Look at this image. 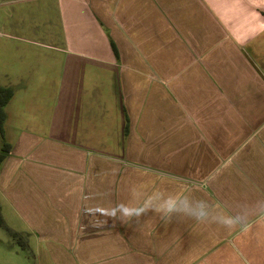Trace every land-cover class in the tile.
Listing matches in <instances>:
<instances>
[{
	"label": "crops",
	"instance_id": "crops-1",
	"mask_svg": "<svg viewBox=\"0 0 264 264\" xmlns=\"http://www.w3.org/2000/svg\"><path fill=\"white\" fill-rule=\"evenodd\" d=\"M65 2L86 87L16 114L0 86L34 264H264V0Z\"/></svg>",
	"mask_w": 264,
	"mask_h": 264
},
{
	"label": "rangeland",
	"instance_id": "rangeland-1",
	"mask_svg": "<svg viewBox=\"0 0 264 264\" xmlns=\"http://www.w3.org/2000/svg\"><path fill=\"white\" fill-rule=\"evenodd\" d=\"M60 1L65 2L0 0V86L13 90L12 110L16 114L21 111L24 99L69 98L76 90L75 80H69L72 76L82 83V88L86 87L84 74H76L69 67L75 64L71 63L74 47L65 34L77 32L85 40L87 31L83 25H72L69 14L61 13V5L66 11L68 4ZM80 62L77 65H84ZM60 79L66 80L59 82ZM3 124L0 122V153L5 149L9 132H13ZM14 127L19 126L14 123ZM0 219V264H34L31 242L1 198Z\"/></svg>",
	"mask_w": 264,
	"mask_h": 264
},
{
	"label": "trees",
	"instance_id": "trees-1",
	"mask_svg": "<svg viewBox=\"0 0 264 264\" xmlns=\"http://www.w3.org/2000/svg\"><path fill=\"white\" fill-rule=\"evenodd\" d=\"M11 96V91L7 89H0V122L3 119V106L6 104V102L9 100ZM3 151V149H2ZM3 158V155L0 153V160ZM1 223V219H0Z\"/></svg>",
	"mask_w": 264,
	"mask_h": 264
},
{
	"label": "clouds",
	"instance_id": "clouds-1",
	"mask_svg": "<svg viewBox=\"0 0 264 264\" xmlns=\"http://www.w3.org/2000/svg\"><path fill=\"white\" fill-rule=\"evenodd\" d=\"M168 210H172L173 208H175V203L174 202H169L167 205Z\"/></svg>",
	"mask_w": 264,
	"mask_h": 264
}]
</instances>
